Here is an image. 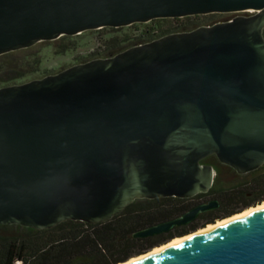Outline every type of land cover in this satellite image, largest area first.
<instances>
[{"label": "water", "instance_id": "95a60500", "mask_svg": "<svg viewBox=\"0 0 264 264\" xmlns=\"http://www.w3.org/2000/svg\"><path fill=\"white\" fill-rule=\"evenodd\" d=\"M246 11L1 87L0 224H95L136 199L192 198L213 187L211 155L240 174L264 165V0H0V56L104 27ZM132 264H264V209Z\"/></svg>", "mask_w": 264, "mask_h": 264}, {"label": "trees", "instance_id": "16d2710c", "mask_svg": "<svg viewBox=\"0 0 264 264\" xmlns=\"http://www.w3.org/2000/svg\"><path fill=\"white\" fill-rule=\"evenodd\" d=\"M197 16L200 15L160 18L125 27H104L92 30L101 32L98 41L101 43L103 53L100 51L97 54L111 57L132 46L184 31L182 27L185 25L171 27L149 25L139 34L131 32L130 27L165 20L179 21ZM72 38L73 36L65 35L59 39L65 41ZM33 47L0 56V60L3 61L0 63V88L5 82L22 78L28 72L40 70L41 59L38 55L33 53L29 57L26 56ZM62 48L66 51L71 46L66 43ZM17 55H20V58H16ZM212 156L215 155L206 157L202 163L212 164ZM215 158L222 164L216 156ZM215 171L213 187L207 193H200L192 198L136 199L122 213L106 222L91 224L79 220H68L53 228L42 230L17 224H0V264H65L67 262L70 264H118L146 253L175 236L199 228L201 221L208 219L210 215L222 214L225 217L234 214L248 206L250 198L264 193V172L261 169L252 171L245 178L242 175L236 178L222 177L218 169L215 168ZM208 200H217L219 207L201 214L189 224L176 226L166 233L145 237L134 235L139 230L172 220Z\"/></svg>", "mask_w": 264, "mask_h": 264}, {"label": "rangeland", "instance_id": "374dc122", "mask_svg": "<svg viewBox=\"0 0 264 264\" xmlns=\"http://www.w3.org/2000/svg\"><path fill=\"white\" fill-rule=\"evenodd\" d=\"M254 12H240V13H221V14H208V15H200L191 19H183L179 21L174 20H165L161 22L142 24L137 27H130V31L136 34H139L141 30L145 29L149 25H162L165 27L171 26H181L182 30L190 31L191 29H195L199 26L203 25H213L218 22H224L228 18L237 17L240 15L251 14ZM181 30V29H180ZM182 32V31H180ZM99 35L101 32L98 31H87L83 32L80 35H75L71 40L67 39L62 41L60 39L53 41H43L34 45L33 49L30 50L26 54L27 57L36 53L38 57L41 59L40 70L38 72H28L24 77L15 79L9 82H5L1 86L13 85L25 83L34 79L43 78L46 75L57 73L69 66L74 64L87 62L96 58H106L98 52H102L101 43L98 41ZM66 43H69L71 46L70 49L63 51L62 46ZM96 53V54H95ZM23 56V55H22ZM16 58H20V55L16 56ZM22 58V57H21ZM3 61L0 60V63ZM216 175V174H215ZM219 220V219H218Z\"/></svg>", "mask_w": 264, "mask_h": 264}, {"label": "bare ground", "instance_id": "6f19581e", "mask_svg": "<svg viewBox=\"0 0 264 264\" xmlns=\"http://www.w3.org/2000/svg\"><path fill=\"white\" fill-rule=\"evenodd\" d=\"M264 209V202L257 205V206H252L250 208H247L245 209L244 211L240 212V213H237L233 216H230V217H227L225 219H222V220H218L216 221L215 223H211V224H208L206 227L204 228H201L191 234H188V235H185V236H182V237H176L174 239H172L171 241H169L168 243L166 244H163V245H160V246H156L154 248H152V250L144 253V254H141V255H138V256H135V257H132L131 259L125 261V262H121V263H118V264H132V263H135V262H138L142 259H145L147 257H150L152 255H155L159 252H162V251H165V250H168L180 243H183L185 241H188L194 237H197L199 235H204L218 227H221L223 225H226L228 223H231L232 221H235V220H238V219H241L243 217H246V216H249L253 213H256L260 210H263Z\"/></svg>", "mask_w": 264, "mask_h": 264}, {"label": "flooded vegetation", "instance_id": "af4514ba", "mask_svg": "<svg viewBox=\"0 0 264 264\" xmlns=\"http://www.w3.org/2000/svg\"><path fill=\"white\" fill-rule=\"evenodd\" d=\"M211 161H212V165L214 166V168H216V169H218L219 170V172H221V176L222 177H228V178H236L238 175H242L243 176V178H245L246 176H248L249 175V173H251V172H248V173H245V174H240V173H238L235 169H233L232 167H230V166H228V165H222V164H220V163H218V161L216 160V158H215V156H212L211 157ZM262 171H263V168H260ZM208 201H210V200H208ZM208 201H205V202H201V203H206V202H208ZM264 202V193H262V194H260V195H258V196H256V197H252V198H250L249 199V204H248V206H246V207H244V208H242L241 210H239L238 212H241V211H243V210H245V209H247V208H250L251 206H257V205H259V204H261V203H263ZM201 203H199V204H201ZM198 204V205H199ZM197 206V205H196ZM195 207V206H194ZM219 207V202H218V206L216 207V208H213V209H211V210H215V209H217ZM211 210H208V211H211ZM208 211H206V212H208ZM238 212H236V213H238ZM203 213H205V212H203ZM203 213H201V214H203ZM200 214V215H201ZM235 214V213H234ZM199 215V216H200ZM231 215H233V214H231ZM231 215H229V216H231ZM198 216V217H199ZM229 216H223L222 214H215V215H210L209 217H208V219H205V220H202L201 221V223H200V229L202 228V227H204V226H207L209 223L211 224V223H214V222H216V221H218V219L219 220H222L223 218L225 219L226 217H229ZM197 217V218H198ZM216 217V218H215ZM196 218V219H197ZM195 219V220H196ZM210 219V220H209ZM208 221H213V222H208ZM199 228H196L195 230H197V229H199ZM195 230H192L191 232H194ZM191 232H188V233H186V234H191ZM186 234H183V235H186ZM183 235H180V236H183ZM176 237V236H175Z\"/></svg>", "mask_w": 264, "mask_h": 264}, {"label": "built area", "instance_id": "2783aa9c", "mask_svg": "<svg viewBox=\"0 0 264 264\" xmlns=\"http://www.w3.org/2000/svg\"><path fill=\"white\" fill-rule=\"evenodd\" d=\"M238 13H240V12H238ZM234 18H235V17H232V18L228 19L227 21H231V20H233ZM263 33H264V31H263ZM261 168H263V172H264V165H263ZM215 173H216V171H215Z\"/></svg>", "mask_w": 264, "mask_h": 264}]
</instances>
